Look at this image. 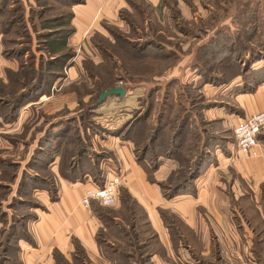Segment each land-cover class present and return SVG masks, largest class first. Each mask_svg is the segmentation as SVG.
<instances>
[{
	"label": "rangeland",
	"instance_id": "rangeland-1",
	"mask_svg": "<svg viewBox=\"0 0 264 264\" xmlns=\"http://www.w3.org/2000/svg\"><path fill=\"white\" fill-rule=\"evenodd\" d=\"M94 1L0 0V264H24L21 244L31 245L29 224L51 212L49 203L60 200L64 187L58 181L75 183L87 175L102 183L107 169L121 176L120 209L114 207L118 202L89 207L98 214L95 244L99 252L90 253L72 234L70 245L68 238L56 245L43 240L36 264H93L97 253L100 264H106L104 256L110 257L115 239L126 250L130 244L146 243L149 225L143 205L132 197L123 201L126 191L136 196L140 187L131 191L120 161L114 160L117 169L107 165L114 144L111 139L123 141L126 127L122 126L135 122L136 110L141 113L148 108L142 125L127 136L136 142L133 152L145 181L155 182L159 189L161 184L182 179L181 174L165 176L159 171L179 123L183 128L174 157H180L185 175L196 169L198 150L203 151L201 157L210 152L211 157H203L206 166L213 165L208 181L240 196L253 194L245 181L257 175L256 165L264 170V139H258L255 156H244L236 153L233 132L238 122L233 119L242 108L235 94L253 93L264 82V0H184L190 5L185 12L179 11V0H164L169 5L165 22L158 21L154 10L141 0H125L140 13L130 14L125 7L117 11L116 4L108 15L96 9L83 32L81 20L74 19L75 11L78 14ZM114 17L124 26L113 23ZM75 23L79 32L73 36ZM66 31L65 50L70 58L60 65L47 54L46 40ZM182 31L189 38H183ZM160 47L172 48L176 55L160 53ZM73 67L76 75L69 74ZM55 73L58 78H53ZM34 85L39 89L31 91L23 103L17 107L11 103ZM117 86L125 90L123 97H108L92 108L101 91ZM128 97L132 103L125 105ZM158 113L163 114L158 141L141 158ZM82 147L86 149L83 155ZM56 152L61 157L54 164ZM239 161L247 163L249 174L238 171L234 163ZM160 191L166 199L169 190ZM170 204L175 206V201ZM256 204L238 200L235 207L243 209L251 227L264 229ZM157 210L163 222L175 221L170 209Z\"/></svg>",
	"mask_w": 264,
	"mask_h": 264
},
{
	"label": "crops",
	"instance_id": "crops-1",
	"mask_svg": "<svg viewBox=\"0 0 264 264\" xmlns=\"http://www.w3.org/2000/svg\"><path fill=\"white\" fill-rule=\"evenodd\" d=\"M141 1L154 10L155 18L158 21L165 22L168 20L167 11L169 5L164 0ZM115 4L117 5V11L125 7L130 14L137 13L138 15L140 13L136 7H130L126 4L125 0H95L92 4L84 5V9H81L78 14L75 11L74 19L77 23L81 20L84 32L90 25L89 21L96 9H101L108 15L109 12L115 9ZM187 5L190 6L184 0H179L177 3L180 12H185ZM160 13L162 14V19L160 18ZM110 20L120 27L124 26V22L121 20L117 21L115 17ZM98 27L99 31L105 32L101 30L102 28L99 25ZM76 28L77 31L73 36H76L79 32L77 25ZM181 35L185 39L189 38L186 31H182ZM175 49L176 53H178V47H175ZM145 50L146 48L144 47ZM163 52L168 55H176L172 48L169 47L165 49L160 47V53ZM71 68L69 69V74L76 75V67H73V72ZM178 68L179 66L177 65L173 69L176 71ZM193 71L195 70L193 69ZM235 83L237 84V82ZM231 87L232 84H229L228 88L233 89ZM235 98L242 107L241 111L236 113L238 114L237 119H233L235 123L250 114L264 111V82L258 85L253 93H236ZM41 101L39 100L37 103ZM124 103L125 105L132 103L130 97ZM113 139H111V141H114V144H111L112 156L107 159V165L111 169H117L116 163H114V160L117 159L121 163L122 170L124 169L123 171H125V178L131 191H138L140 187V191L136 195L137 198L128 190L129 192L126 191L128 194L126 192L124 194L123 201L127 202L128 197H132L143 205L146 223L149 225V228H147L149 236L146 243L141 242L137 246L130 244L131 246H128L127 250L123 249L119 245L118 240L115 239L111 245V251L113 252L110 257L104 256L106 264H264V229L251 227L243 209L240 206L235 207L238 200L245 202L246 199H249L255 204L257 203L258 205L256 204L255 206L256 215L264 222V195L262 196L264 170H262L263 167L261 165H256L257 168L255 167L257 175L245 181L253 194L236 196L214 187L212 182L207 179L208 171L212 165L206 166L203 173H200L201 175L198 174L192 180V193L175 195L165 199L160 191L161 185H159V189L155 182L145 181L146 175L135 160L133 142L131 140H123L121 142L118 139V143ZM216 155V159L220 160L219 154ZM53 158L54 164H57L59 160L58 152ZM242 163L239 161L234 164L239 166L240 169L237 166L239 172L249 174V166L247 163L245 165ZM160 165L159 171H163L165 176H169L177 167L175 161L170 158H163ZM250 167H253V165L251 164ZM107 170L104 173L102 183L111 176ZM90 179V176L86 175L83 176L82 181L78 180L75 183L68 182V179H62V184L61 180L58 181L60 186L64 187L63 190L61 189L60 200L49 203L50 207H52L51 212L38 215L37 219L29 224V231L32 236V242L31 240L29 241L31 245L27 242L21 244V248L24 251L21 259L24 264L40 262L38 252L41 244L45 243L43 240L56 245L55 243L64 242L68 238L67 243L70 245L72 234L81 240V243L86 246L90 253H94V249L96 251L100 250L95 244V235L97 226H99L97 220H95L97 217L90 208L86 209L80 204V194L82 195L86 188L98 183ZM200 180H204L201 185L198 183ZM68 183H71L72 187H74L71 188ZM153 200L155 201L154 204H152ZM170 201H175V206L170 204ZM117 202L118 204H115L114 207L119 208V201ZM158 208L170 209L169 214L175 221L171 220L168 222L167 220L168 223L163 222L160 211L157 210ZM135 247L145 249L139 251ZM97 256L96 260L91 259L94 261L93 264H100L98 253Z\"/></svg>",
	"mask_w": 264,
	"mask_h": 264
},
{
	"label": "trees",
	"instance_id": "trees-1",
	"mask_svg": "<svg viewBox=\"0 0 264 264\" xmlns=\"http://www.w3.org/2000/svg\"><path fill=\"white\" fill-rule=\"evenodd\" d=\"M45 28H47V27L45 26ZM68 33H69V31H66L65 33H63L62 35H59L57 37L47 36V38L49 39V40H46V42H47V45H46L47 54L49 56L53 57V59L56 60V62L59 63L60 65H62V63H64L66 60H68L70 58V54L67 53V50H65L66 49V38H67ZM53 78H58V74H56V73L53 74ZM37 89H39V88L36 85L32 86V88L30 87L27 90V92H24V93L22 92L21 94H19L15 98L14 101H11V103L16 107L19 106L21 103H23L24 99L31 94V91H34V90L36 91ZM112 96H116V95H112ZM112 96H108V97H112ZM8 103H9V101H8ZM102 103H100L98 105H95V103H94L92 108H96V107L100 106ZM11 109H13V111H14V107H11ZM139 109H141V106ZM142 110H143V112H141V113L139 112V110H136L138 118L136 119V117H135L136 120L134 123H131L130 121H128L126 123L124 122L125 123L124 125H123L122 121H121L122 124L120 123L121 125H123L122 128L126 127V131H125L126 135H123V134L121 135L123 137V140H131L133 142V145H134V150L137 149L136 142L134 141V139L132 137H128L127 135H130L132 132H134V130H136V128L139 125H142V119L146 116V113L148 112V108L142 109ZM162 118H163V114L158 113L157 123L155 125L153 124L154 126L152 125V127H151L152 133H151L150 141L147 144L145 143V145L141 149V151H142L141 156H140L141 158L145 157L146 152H148V150L151 147H155L154 143H156L158 141L157 135L159 134V132L162 129V126H161L162 125ZM182 128H183V124L179 123L178 127L175 128L176 131H174V134H172V136H171L172 137V141L170 143L171 148L169 149V146L166 145L168 147V149L166 151L169 153L164 155L165 158H170V159L174 160L175 163L178 165V168L173 170L171 174H173V173L177 174L178 173V174H181V176H182V179L180 180L181 182L174 183L172 185L161 184V188L163 189V191L165 189L169 190L167 194L165 193L167 198H171L175 195L192 193V191H193L192 180L195 179V177L198 174H200L202 171H204V169L206 168V160L203 159V157L205 155L211 157L209 154L210 152H207V151L205 152V155L201 157V155L203 154V151L200 152V150H198L196 152L197 156H196V160H195L196 169L188 172L189 173L188 175H185L184 171L186 168L182 167V165L180 166L179 162H178L180 157H179V159H175V157H174V155H175L174 153L180 148V144L178 143V141H179L178 138L180 137L179 135H181ZM105 130H107V129H105ZM262 133L263 132H261L257 135L258 139H261V138L264 139V135ZM56 138L60 139L61 137H60V135H58ZM85 151H86L85 147H82L80 154H82V155L85 154L84 153ZM58 155H59V157H61L60 153H58ZM189 169H191V167H189ZM171 174H169V176ZM97 184L102 185L101 182H98ZM188 186H189V188H188ZM190 187H191V190H190ZM93 204H98V203L92 202L90 205V208L93 206ZM93 213L96 216L97 213L94 210H93Z\"/></svg>",
	"mask_w": 264,
	"mask_h": 264
},
{
	"label": "built area",
	"instance_id": "built-area-1",
	"mask_svg": "<svg viewBox=\"0 0 264 264\" xmlns=\"http://www.w3.org/2000/svg\"><path fill=\"white\" fill-rule=\"evenodd\" d=\"M264 131V111L250 114L240 119L234 125V138L236 153L244 156H255L259 140L257 135ZM121 183V176L113 173L106 178L102 185L93 184L84 190L80 197V204L89 208L92 202L102 206H113L117 202L118 185Z\"/></svg>",
	"mask_w": 264,
	"mask_h": 264
},
{
	"label": "water",
	"instance_id": "water-1",
	"mask_svg": "<svg viewBox=\"0 0 264 264\" xmlns=\"http://www.w3.org/2000/svg\"><path fill=\"white\" fill-rule=\"evenodd\" d=\"M112 95L123 97L125 95V90L120 86L103 90L100 92V95L97 98L95 105L102 103L108 96H112Z\"/></svg>",
	"mask_w": 264,
	"mask_h": 264
}]
</instances>
